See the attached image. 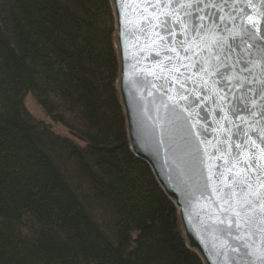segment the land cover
<instances>
[{"label":"trees","instance_id":"obj_1","mask_svg":"<svg viewBox=\"0 0 264 264\" xmlns=\"http://www.w3.org/2000/svg\"><path fill=\"white\" fill-rule=\"evenodd\" d=\"M119 70L109 0H0V264H204L130 148Z\"/></svg>","mask_w":264,"mask_h":264},{"label":"water","instance_id":"obj_2","mask_svg":"<svg viewBox=\"0 0 264 264\" xmlns=\"http://www.w3.org/2000/svg\"><path fill=\"white\" fill-rule=\"evenodd\" d=\"M109 1L130 148L177 208L187 247L204 264H264V51L238 39L244 6Z\"/></svg>","mask_w":264,"mask_h":264},{"label":"snow or ice","instance_id":"obj_3","mask_svg":"<svg viewBox=\"0 0 264 264\" xmlns=\"http://www.w3.org/2000/svg\"><path fill=\"white\" fill-rule=\"evenodd\" d=\"M173 3H176L178 5L180 4H190L192 2L196 3H206L212 6H216L218 2H227V0H172ZM234 4H240L243 5L240 9V11L243 13L241 20H242V27H241V33L238 37V39L241 41L242 44L246 46L256 47L257 50L264 51V10L261 8H257V5L264 6V0H233ZM247 9V10H245ZM178 25L183 24L182 21H176ZM168 20H165V25L167 26ZM245 108H248V105H245ZM251 112V109H249ZM262 114H264V109H261ZM255 115V113H252ZM264 128L260 129V132L257 133L258 138L264 142ZM245 135H247V132H244ZM253 145H255V141L252 142ZM239 147V145H237ZM247 168H251L252 164H246ZM257 204H259V201H257ZM247 208L249 211H255V207L251 201L247 203ZM237 216H240V213H236ZM245 221V223L250 222ZM233 225H229V227H232ZM237 227H239V224H236Z\"/></svg>","mask_w":264,"mask_h":264},{"label":"rangeland","instance_id":"obj_4","mask_svg":"<svg viewBox=\"0 0 264 264\" xmlns=\"http://www.w3.org/2000/svg\"><path fill=\"white\" fill-rule=\"evenodd\" d=\"M24 104H26V108L29 114H32L38 121L50 125L57 134L67 136L73 139L75 142H80L78 139H75L74 136L70 134V132L65 126L52 122L50 117L45 113V111L42 109L39 103H37L36 99L31 94L26 97Z\"/></svg>","mask_w":264,"mask_h":264}]
</instances>
